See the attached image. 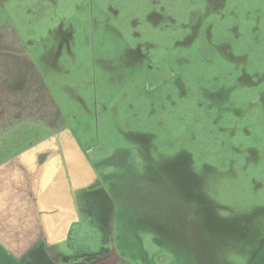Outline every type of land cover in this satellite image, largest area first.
Listing matches in <instances>:
<instances>
[{"label": "rangeland", "instance_id": "1", "mask_svg": "<svg viewBox=\"0 0 264 264\" xmlns=\"http://www.w3.org/2000/svg\"><path fill=\"white\" fill-rule=\"evenodd\" d=\"M0 43L98 171L67 241L0 264H264V0H0Z\"/></svg>", "mask_w": 264, "mask_h": 264}, {"label": "crops", "instance_id": "2", "mask_svg": "<svg viewBox=\"0 0 264 264\" xmlns=\"http://www.w3.org/2000/svg\"><path fill=\"white\" fill-rule=\"evenodd\" d=\"M26 62L19 51L0 43L3 258L20 257L36 245L48 248L67 241L70 229L81 221L75 196L95 185L98 177L74 131L54 125L57 99L42 90L44 79L34 61ZM36 124L45 127L47 134L27 143L26 134L35 131Z\"/></svg>", "mask_w": 264, "mask_h": 264}, {"label": "water", "instance_id": "3", "mask_svg": "<svg viewBox=\"0 0 264 264\" xmlns=\"http://www.w3.org/2000/svg\"><path fill=\"white\" fill-rule=\"evenodd\" d=\"M120 259H121V256L118 254L116 249H114L111 252H109L107 255L100 257L94 263L95 264H115Z\"/></svg>", "mask_w": 264, "mask_h": 264}, {"label": "flooded vegetation", "instance_id": "4", "mask_svg": "<svg viewBox=\"0 0 264 264\" xmlns=\"http://www.w3.org/2000/svg\"><path fill=\"white\" fill-rule=\"evenodd\" d=\"M119 255L121 256V259L117 261L115 264H131V262H129L127 258L123 257L121 254ZM103 256H100V257H103ZM100 257H97L91 261H81V262H74V261L67 260V261H64L65 262L64 264H95L94 262L98 260Z\"/></svg>", "mask_w": 264, "mask_h": 264}]
</instances>
